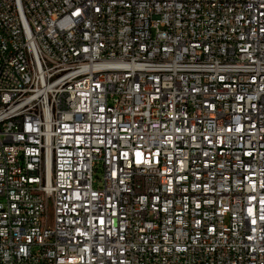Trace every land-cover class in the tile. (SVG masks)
<instances>
[{
  "label": "built area",
  "instance_id": "built-area-1",
  "mask_svg": "<svg viewBox=\"0 0 264 264\" xmlns=\"http://www.w3.org/2000/svg\"><path fill=\"white\" fill-rule=\"evenodd\" d=\"M0 264H264V0H0Z\"/></svg>",
  "mask_w": 264,
  "mask_h": 264
},
{
  "label": "rangeland",
  "instance_id": "rangeland-1",
  "mask_svg": "<svg viewBox=\"0 0 264 264\" xmlns=\"http://www.w3.org/2000/svg\"><path fill=\"white\" fill-rule=\"evenodd\" d=\"M100 175H101L100 170H97L96 173H95V176H96V177H100Z\"/></svg>",
  "mask_w": 264,
  "mask_h": 264
}]
</instances>
